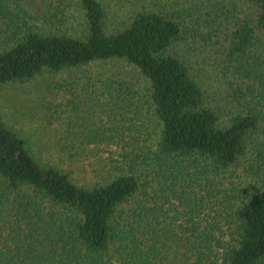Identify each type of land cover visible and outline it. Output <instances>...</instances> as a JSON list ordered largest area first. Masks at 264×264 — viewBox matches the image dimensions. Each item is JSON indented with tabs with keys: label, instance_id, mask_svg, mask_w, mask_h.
I'll list each match as a JSON object with an SVG mask.
<instances>
[{
	"label": "trees",
	"instance_id": "1",
	"mask_svg": "<svg viewBox=\"0 0 264 264\" xmlns=\"http://www.w3.org/2000/svg\"><path fill=\"white\" fill-rule=\"evenodd\" d=\"M38 1L41 24L0 0V86L122 60L146 80L159 128L152 145L125 140L104 179L78 184L0 117V264H264V0ZM72 14L78 27L49 24ZM190 37L220 48L226 108L197 79ZM102 82L101 94L133 96ZM96 126L86 142H107L115 126Z\"/></svg>",
	"mask_w": 264,
	"mask_h": 264
},
{
	"label": "rangeland",
	"instance_id": "2",
	"mask_svg": "<svg viewBox=\"0 0 264 264\" xmlns=\"http://www.w3.org/2000/svg\"><path fill=\"white\" fill-rule=\"evenodd\" d=\"M18 1L30 15L38 17L29 22L45 23L39 17L44 11L38 0ZM122 1L129 10L135 8L134 1ZM76 20L72 14L62 22L49 24L72 29L78 27ZM6 33L7 30L1 27L0 39H5ZM188 40L195 41L191 37ZM190 45H186L187 56L189 54L190 63L206 89L208 99L226 108L227 87L220 73V48L200 41ZM108 76L127 84L132 90V98L117 100L111 94H101L102 80ZM126 102L137 104L139 110L133 113V106L130 111L117 104ZM0 117L24 138L36 158L61 167L78 184L104 179L109 165L119 162V146L126 144L125 140L134 139L152 145L159 128L147 101L146 80L118 59L53 72L42 71L21 81L7 82L0 86ZM109 124L117 131L113 127L103 131L109 135L107 142H86L87 138H99L93 133L99 132L94 130L96 125L105 128ZM122 131L125 137L121 136ZM63 144L73 147L71 155L67 150H61ZM111 170L115 172V169Z\"/></svg>",
	"mask_w": 264,
	"mask_h": 264
}]
</instances>
